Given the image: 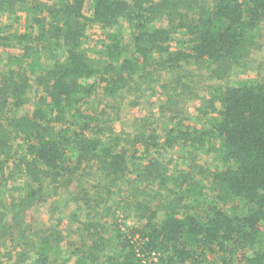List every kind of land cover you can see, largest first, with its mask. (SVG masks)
<instances>
[{
    "label": "trees",
    "instance_id": "trees-1",
    "mask_svg": "<svg viewBox=\"0 0 264 264\" xmlns=\"http://www.w3.org/2000/svg\"><path fill=\"white\" fill-rule=\"evenodd\" d=\"M86 2L0 0V16L25 4L33 11L23 27L0 26V48L15 51L0 68V251L8 247L0 259L59 264L50 252L63 244L71 251L61 264H146L152 255L155 264H264V69H254L253 55L264 0H90L85 16ZM122 22L127 42L114 33ZM89 25L103 35L93 52ZM37 58L32 81L25 65ZM233 69L256 70L258 79L223 84ZM194 79L215 82L207 130L184 116L185 99L202 101ZM156 89V109L129 131L114 128L123 106L141 107ZM206 138L220 142L223 167L211 170L191 151ZM187 146L169 176L164 155ZM61 193L85 213L72 214L67 231L54 217L59 200L53 208L48 199ZM111 195L132 207L140 229L110 234L111 213L86 210L96 200L109 211ZM48 203L41 229L31 211Z\"/></svg>",
    "mask_w": 264,
    "mask_h": 264
},
{
    "label": "rangeland",
    "instance_id": "rangeland-1",
    "mask_svg": "<svg viewBox=\"0 0 264 264\" xmlns=\"http://www.w3.org/2000/svg\"><path fill=\"white\" fill-rule=\"evenodd\" d=\"M89 2L90 0H87L85 3L83 12L85 16H89L91 13V8L89 7ZM45 3V2H43ZM46 4V3H45ZM33 14V11L29 7L28 4L25 5H20L15 8V10L5 13L4 15L0 16V26H4L7 29H15V28H20L24 26V18L26 15H31ZM119 37H122L125 42L128 40V35H129V27L126 23L122 22L117 25L116 29L114 30ZM87 34L89 36V44L88 47L90 50L96 51L100 47L101 41H103V35L102 31L99 30L95 25H89L87 27ZM260 35L259 37H257ZM258 35H255V44L253 45V55L255 59V68L264 69V29H260V32ZM181 35H177L176 38L179 39ZM183 40V38H181ZM176 42L171 43L172 48L176 47ZM15 54L14 50H8V49H2L0 48V68L4 67L5 62L7 59ZM42 63V60L40 59H35V61H29L26 63L25 67L27 69V73L29 75V78L33 81V79L39 74L40 72V65ZM256 70H249V71H241L237 69H233L229 75V77L226 78L225 81H223V84L227 85H233V86H240V85H245L250 82H255L258 79V72ZM205 78V77H204ZM189 83L191 84L192 81L189 79ZM193 84L195 87H193L194 93H197L199 97H202V101L200 100H194V99H185V108H184V116L187 118L188 125L191 128H198L199 130H207L208 127L215 121V113H212L211 109L212 107L208 103V100L210 97L214 96L213 92H209V87L210 85H215V82H213L210 79H202V81H199V79H194ZM160 90L156 89L155 92L153 93H146L143 99V105L141 107L137 108H128L123 106L121 108V111L119 112L120 120L114 122L113 126L116 130L124 129L125 131H129L131 129V125H133V122L131 121L133 118L137 117H142L146 116L149 114V111L152 109H156L157 106H159L163 102V97L162 95L159 94ZM95 95H92L91 98L88 99V102L84 105L83 111H89L93 108V106L96 105V101H98V96L95 98ZM104 102H107L106 99H104ZM153 105V106H151ZM214 106L216 109H219L220 105L218 103H215ZM199 109L201 111H199ZM26 111H31L30 107H25ZM205 111L207 113H205ZM133 128V127H132ZM198 145H194L193 148H191V151L195 152L197 154L198 161L206 166H208L211 170L216 169V168H221L223 167L222 163V154L223 150L221 148L220 142L217 139H210L206 138V140L202 143L201 147L197 149ZM196 147V148H195ZM195 148V149H194ZM187 151H190L188 146L185 148V150H180L179 148H175L174 150H169L166 152L164 155V165L166 166V170H168V175L169 176H175L176 171L179 168V164L182 162L184 155L186 154ZM162 152V151H161ZM141 161L138 163H145V157L142 156ZM19 184H22V179H19ZM89 183V182H88ZM13 184V183H12ZM90 184V183H89ZM91 185V184H90ZM86 186V185H85ZM89 192V196L91 197V192L93 189L86 187ZM5 188L3 186H0V199H4L5 195ZM45 195L47 196L49 191L46 189L44 190ZM58 193V192H57ZM105 192H98V199H100V196L105 198L104 195ZM206 195L211 194V189L207 188V192L205 193ZM59 195V194H57ZM67 198L66 193H61L59 196L55 197L52 196L49 199V203H52V206L57 205V202L59 203V206L56 209V214H54V217L57 216L56 219H59L61 221V224H59V230H66L67 231V223L69 222V219L72 214H75L78 218L84 219V212L82 210L78 211L76 205L70 204L68 206L64 205L62 201ZM92 198V197H91ZM95 198V197H94ZM59 200V201H57ZM57 201V202H56ZM124 200H120L116 195H111L109 196V205H110V210L106 211L105 207L101 205V207H97L96 204L98 203L96 200H93L90 203V208L86 207V210H91L92 212L98 211L100 212L101 210L103 211L102 213L109 212L111 213L110 216L104 217V220H107L109 222L108 226L110 229L115 226L116 229H118L119 226H121L122 229H140L142 223L138 220V215L135 211L132 210L131 206H126L124 204ZM49 203L46 206L39 207L38 209H35L34 211H31L33 214V218L35 221L38 220V225H40L41 229L45 228V224L49 221V215H48V208H49ZM231 205L230 203L227 204V207ZM36 217V218H35ZM37 219V220H36ZM56 223L58 224V221L56 220ZM100 225H102L101 222H99ZM117 225V226H116ZM71 231H73V227H70ZM63 235H66L65 232H62ZM114 232L110 231V234H113ZM136 234V233H135ZM72 239L76 238L74 236H71ZM33 240L32 238H30ZM137 240V236L134 237L133 242ZM75 241H78L75 240ZM119 242L115 240L114 244ZM135 243H139L136 241ZM8 247L3 246L1 248V253H7ZM71 250H66L63 244L59 246V248H52V252H50V256L56 257L59 261V264H61L65 256L70 255ZM157 260V257L152 255V257H149L146 260V264H155ZM15 259H12L11 257H6L0 259V264H13ZM65 264H77L75 258H71L69 262Z\"/></svg>",
    "mask_w": 264,
    "mask_h": 264
}]
</instances>
